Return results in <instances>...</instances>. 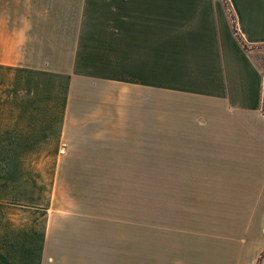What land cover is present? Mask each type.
<instances>
[{
  "label": "rangeland",
  "instance_id": "374dc122",
  "mask_svg": "<svg viewBox=\"0 0 264 264\" xmlns=\"http://www.w3.org/2000/svg\"><path fill=\"white\" fill-rule=\"evenodd\" d=\"M4 9L28 59L73 75L37 81L70 96L60 141L23 146L13 124L0 130V264H204L205 211L175 146L189 115L170 94L130 98L125 68L111 67L125 0H0ZM14 71L0 68V94L18 92Z\"/></svg>",
  "mask_w": 264,
  "mask_h": 264
},
{
  "label": "crops",
  "instance_id": "0c3cea01",
  "mask_svg": "<svg viewBox=\"0 0 264 264\" xmlns=\"http://www.w3.org/2000/svg\"><path fill=\"white\" fill-rule=\"evenodd\" d=\"M226 2L125 0V23L112 32L125 42L112 44L111 67L118 61L125 68L130 98L170 94L189 115L175 129V146L190 165L180 176L190 180L191 196L205 211L204 264H257L264 252V63L256 54L264 46V0ZM4 18L6 9L0 11V68L15 69L18 92L0 94V130L13 124L23 146H52L65 131L70 96L37 81L61 75L69 82L73 66L51 71L47 61L28 59ZM40 157L39 164L49 162Z\"/></svg>",
  "mask_w": 264,
  "mask_h": 264
},
{
  "label": "trees",
  "instance_id": "16d2710c",
  "mask_svg": "<svg viewBox=\"0 0 264 264\" xmlns=\"http://www.w3.org/2000/svg\"><path fill=\"white\" fill-rule=\"evenodd\" d=\"M224 3H225V5H227L226 0H224ZM232 21H233V18H232ZM232 27H233V32H234L235 36L237 37L238 41L243 45L242 39H241L240 35L238 34V32L236 30V27L234 25V22H232ZM262 101H263V106H264V87H263V100ZM263 255H264V252H262V254L260 255V257L258 259V264H259V262H260V260H261V258H262Z\"/></svg>",
  "mask_w": 264,
  "mask_h": 264
}]
</instances>
